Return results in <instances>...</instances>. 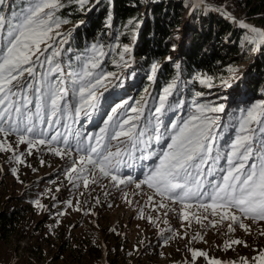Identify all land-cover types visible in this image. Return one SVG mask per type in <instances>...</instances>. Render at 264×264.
I'll return each instance as SVG.
<instances>
[{"label":"snow or ice","instance_id":"6c2138e0","mask_svg":"<svg viewBox=\"0 0 264 264\" xmlns=\"http://www.w3.org/2000/svg\"><path fill=\"white\" fill-rule=\"evenodd\" d=\"M5 4L6 0H0V6ZM88 4L89 0H24L23 7L16 6L8 13L0 10V152H10L14 165L30 166L26 165V156L44 146L53 155L71 161L65 176L74 188L79 187L78 182L88 188L101 178H108L114 187L135 184L140 189L146 185L159 197L154 210L164 209L165 216L177 213L173 205L179 204L177 214L184 221L192 216L202 227L229 221V232L238 225L251 233L245 219L264 221V105H250L225 120V104L201 101L198 98L204 93L200 91H195L187 104L182 97L177 98L181 64L175 62L176 76L158 96L148 93L151 101L147 96L112 100L113 96L120 97L125 80L134 78V74L121 77L105 71L108 53L104 44L92 43L86 49L89 54L78 55L79 64L67 73L58 59L71 51L63 47L69 43L71 31H60L69 22L60 10L76 5L83 11ZM239 27L248 30L246 43H259L253 51H264V30L244 21H239ZM115 47L120 66L129 67L132 49L128 45ZM161 68L153 62L147 79L156 81ZM237 71L229 66L230 76L220 80V87H238L242 77L236 75ZM192 82L213 87V78L204 73H196ZM97 115L102 120L97 131L85 134L74 129V125L83 127L82 122H92ZM12 135L18 138L17 144L27 145L25 153L7 143ZM113 141L117 142L115 146ZM143 161L151 162L143 178L121 175L123 169H134L137 164L143 171ZM9 171L19 181V168L14 166ZM148 201H153V195ZM34 203L45 208L39 200ZM66 203L72 205L70 200ZM193 208L195 212L187 211ZM76 210H80L79 204ZM199 210L219 220L205 225L208 215L197 214ZM147 219L156 223L150 215ZM167 231L173 236L166 237L165 244L176 235L173 229ZM260 234L264 235V230ZM240 244L247 246L246 241L237 239L227 241L225 248ZM205 255L192 251L193 259ZM255 259L264 262V251ZM210 264L224 262L213 258ZM241 264H248L247 258H242Z\"/></svg>","mask_w":264,"mask_h":264},{"label":"rangeland","instance_id":"374dc122","mask_svg":"<svg viewBox=\"0 0 264 264\" xmlns=\"http://www.w3.org/2000/svg\"><path fill=\"white\" fill-rule=\"evenodd\" d=\"M193 1L200 4L204 10L214 11L205 7L201 0ZM4 7L5 5L0 6V10L4 11ZM4 12L8 13L10 9ZM241 19L249 21L248 25L253 24L250 19ZM237 22L236 24H239ZM69 28L61 26L60 31L69 32ZM259 28L264 30L263 27ZM128 46L132 49L129 67L120 66L119 54L113 57L111 46L104 49L108 53L104 58L105 71L112 72L116 69L121 77H131L134 74V78L125 80L123 91L118 90L120 97L113 96L112 100H118L121 97L126 99L127 96L133 97V100H139L141 96H147L151 101L148 93L158 96L161 92V87L157 93L155 92L158 77L154 82L149 81L147 75L150 71H147L143 81L144 86L135 84L139 75L133 72L136 68L133 46ZM63 47L66 49L67 44ZM247 56L250 55H245L236 63L227 64L220 76L213 77V87L199 84L188 90L185 102L190 104L193 93L200 91L204 93L198 98L201 101L225 104L227 113L225 120L233 114L238 115L241 109L250 105H264V95L259 100L250 99L252 96L248 95V100L243 99L244 101L239 105L235 100V92L240 90V85L233 88L220 87V80L230 76L229 66L238 70L237 76L243 78L246 75V70L252 61ZM58 59L66 73L79 64L77 62L75 65L72 62L73 52H65ZM125 59L128 57L126 56ZM65 83L70 84V78L67 75ZM145 89L148 90L147 93ZM177 97H180L179 94ZM105 110L107 111V105ZM82 123L83 127L80 124L73 127L86 134L97 131L102 120L97 115L94 121ZM94 123H96L95 126ZM17 139L15 135L9 136L7 143L11 144L13 149L25 153L27 145L17 144ZM112 143L115 146L117 142ZM114 150L115 147H113ZM10 155V152H0V168L3 169L0 171V211L18 206L21 209H27L28 212L21 223V232L7 239H0V264H210L213 258L224 264L233 261L235 264H241L242 258H247L248 264H264L255 259L260 251H264V235L260 234L264 230V221L254 223L245 219L244 222L251 226V233H246L238 225H234V232H229V221L218 223L216 227H202L201 223L192 216L188 221H184L182 216L177 214L181 209L179 204L173 205L177 213L168 212L167 216L164 215V209L154 210L153 205L159 202V197L155 196L153 190L148 189L146 185H142L140 189H137L135 184L114 187L108 178H101L95 184L90 183L88 188H85L82 182H78L79 187L74 188L65 176V170L71 167V161L53 155L44 146L34 149L31 155L26 156L30 158L26 160V165L30 166L14 165L9 159ZM76 156L77 153L74 151L73 158ZM14 166L19 168V181L9 171ZM133 171L134 169H123L121 175L133 173ZM89 178L91 179V174ZM57 188L60 189L58 192ZM149 195H153L151 203L148 201ZM37 200L45 206L44 209L37 207L34 203ZM69 200L72 201L71 206L66 203ZM77 204L80 206L79 211L76 210ZM141 211H143V218ZM187 211L195 212L196 209ZM61 212L66 214L59 215L58 213ZM86 212L89 214H85ZM197 214L208 215V220L203 221L205 225L212 220H219L218 216L212 217L210 212L205 213L203 210H199ZM149 215L156 220L155 224L148 221ZM167 229H173L176 235L175 238L168 239L165 244L164 239L173 236V232ZM201 236L202 240L199 239ZM80 238L85 240L86 246L91 245V250L96 249L94 246L100 245L102 256L99 260L91 257V252L87 248H82L78 240ZM237 239L246 241L247 246L240 244L225 248L227 241ZM76 248H79L80 253ZM193 250L203 251L206 255L193 259ZM109 252L116 254V258L110 255L111 262L107 258ZM69 254L72 261L68 260Z\"/></svg>","mask_w":264,"mask_h":264},{"label":"trees","instance_id":"16d2710c","mask_svg":"<svg viewBox=\"0 0 264 264\" xmlns=\"http://www.w3.org/2000/svg\"><path fill=\"white\" fill-rule=\"evenodd\" d=\"M209 1L240 18L252 20L255 27L264 28V0ZM192 5L193 0H89L83 11L76 5H68L59 13L69 20L62 25L70 27L71 31L66 49L73 52L72 62L76 65L79 62L76 57L85 54L92 43H102L105 48L111 46L113 57L118 55L116 44L121 48L132 45L136 67L133 72L139 75L135 84L144 86L145 73L153 62L162 66L157 74L156 93L159 87L162 91L176 76L175 63H179L178 94L183 99L188 90L199 85L192 82L196 73L218 77L227 64L250 55L247 57L252 61L246 75L239 81L241 87L235 92V100L241 105L243 99L248 100V95L253 100L261 99L264 95V51L252 52L255 45L245 42V29L214 11L202 9L199 4ZM16 6L23 7L24 0H8L4 11L14 10ZM129 20L134 23L129 24ZM29 159L26 157L27 161ZM27 212L18 206L1 210L0 239L21 232L20 226ZM78 240L82 248L91 252V257L101 258L100 245L91 250V245L86 246L83 238ZM76 249L79 252V248ZM110 255L115 257L116 254L109 252V262ZM71 259L69 254L68 260Z\"/></svg>","mask_w":264,"mask_h":264},{"label":"water","instance_id":"95a60500","mask_svg":"<svg viewBox=\"0 0 264 264\" xmlns=\"http://www.w3.org/2000/svg\"><path fill=\"white\" fill-rule=\"evenodd\" d=\"M204 1L207 2L210 5V8L209 9L214 10L215 12H217L222 17H224V18L232 21L235 25H238L239 26V24H236V22H234V19H229L228 16L225 15V13H228L232 18H235V20H237V21H241V20L243 21V19L238 18V17L232 15L231 13H229L228 11H226V9H222V8L218 7L216 4L212 3L211 1H207V0H204ZM244 22H249V21L244 20ZM246 31H248V30H246Z\"/></svg>","mask_w":264,"mask_h":264},{"label":"bare ground","instance_id":"6f19581e","mask_svg":"<svg viewBox=\"0 0 264 264\" xmlns=\"http://www.w3.org/2000/svg\"><path fill=\"white\" fill-rule=\"evenodd\" d=\"M196 1V0H195ZM197 1H199V0H197ZM201 3H203V5L205 6V7H207V8H210V5L207 3V2H205L204 0H201L200 1ZM232 19H234V21L236 22L237 20H235V18H232ZM242 21V20H241ZM244 21V20H243ZM237 23H239V21L237 22ZM245 23H248V22H245ZM253 26V25H252Z\"/></svg>","mask_w":264,"mask_h":264}]
</instances>
